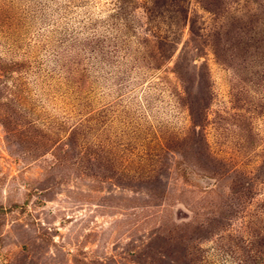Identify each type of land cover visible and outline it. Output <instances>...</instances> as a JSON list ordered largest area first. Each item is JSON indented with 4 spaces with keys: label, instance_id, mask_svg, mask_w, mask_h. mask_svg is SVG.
<instances>
[{
    "label": "rangeland",
    "instance_id": "rangeland-1",
    "mask_svg": "<svg viewBox=\"0 0 264 264\" xmlns=\"http://www.w3.org/2000/svg\"><path fill=\"white\" fill-rule=\"evenodd\" d=\"M0 264H264V0H0Z\"/></svg>",
    "mask_w": 264,
    "mask_h": 264
}]
</instances>
